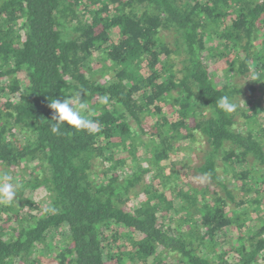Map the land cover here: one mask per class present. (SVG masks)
<instances>
[{"label":"trees","instance_id":"obj_1","mask_svg":"<svg viewBox=\"0 0 264 264\" xmlns=\"http://www.w3.org/2000/svg\"><path fill=\"white\" fill-rule=\"evenodd\" d=\"M217 1L0 0V173L19 185L0 204V264H264V125L239 101L251 72L264 87V0ZM77 92L101 130L53 133L50 101ZM198 138L199 187L163 166Z\"/></svg>","mask_w":264,"mask_h":264},{"label":"rangeland","instance_id":"obj_2","mask_svg":"<svg viewBox=\"0 0 264 264\" xmlns=\"http://www.w3.org/2000/svg\"><path fill=\"white\" fill-rule=\"evenodd\" d=\"M216 7L218 8L223 7L222 0H218L216 2ZM208 44L209 46H217L218 48L217 37L215 35H210L208 38ZM104 61L106 64L107 61L100 58L98 64H101V66H103ZM208 61L211 63L210 64L211 67H213L214 75L221 81H224L226 79L227 73H225L223 69L218 67V64H216V67H215L214 60H208ZM94 65H96V62H94ZM94 70H93V73L95 72ZM255 72L256 70L251 72L248 76H246L245 78L241 80V82H243L242 87L244 91L241 95V98L239 97V101L241 102L242 107H246L249 103H252L253 106H256V110H259L256 113V122L264 125V97H263L264 87H262V85L260 84H257L256 86L257 90L251 91L252 83L255 84L257 80V74ZM98 78H101V77H98ZM26 138L31 139V136L27 135ZM26 138H24L25 141H26ZM206 148H207L206 142L201 138H198L193 142H183L179 144L178 146H176V149L170 153L169 157L165 161H163V166L164 168H166L165 170L167 171V173L173 172V171L178 172L179 177H180V182L192 183L193 185L198 186V187L205 186L206 178L203 175H201L196 169L203 159L204 151L206 150ZM142 150L143 149H139L140 157L145 158L147 156V153ZM144 165L148 166L147 163H145ZM152 173L149 174V180L151 177H153ZM9 175L12 177L14 176L13 179L17 176V174L13 173V171H10ZM228 175H230V173H228ZM232 184L234 183H231V187L233 188ZM139 188L140 186L137 187L135 191L131 193L130 200L127 202V205L129 208H133L139 203V201L143 200L144 196L142 192L139 190ZM205 188L210 190V188L208 187H205ZM233 193L237 200H242L241 199L242 195L237 190V188H233ZM28 196L34 200L35 204H38L39 206L44 207L49 203L48 194L43 188L37 189L29 193ZM198 196H200V194ZM260 196L262 198L264 196V192ZM174 203H176V207H177V202H174ZM263 208H264V204L262 205V209ZM170 213H171L172 218H176L179 216H185L183 212L176 213V211L173 209L171 210ZM107 233L108 234L110 233L109 236L111 235V232L107 231ZM67 235H68V231L66 229L62 232L60 231L59 233L50 231L46 236V242L51 245L60 246ZM220 246H223V247L225 246L223 241H220L218 248H220ZM52 254L53 252L51 254L47 253V255L43 256L42 264H58V261L53 257Z\"/></svg>","mask_w":264,"mask_h":264},{"label":"clouds","instance_id":"obj_3","mask_svg":"<svg viewBox=\"0 0 264 264\" xmlns=\"http://www.w3.org/2000/svg\"><path fill=\"white\" fill-rule=\"evenodd\" d=\"M81 93L77 92L75 98H68L50 101V108L53 110L52 132L58 133L62 127L71 126L76 131H87L89 134L99 132L101 129L97 122L88 119L83 112L88 110V105L80 99ZM106 102V101H105ZM218 107L226 112H232L236 105L228 97H222L218 101ZM19 187L8 174H0V204L9 205L13 202Z\"/></svg>","mask_w":264,"mask_h":264}]
</instances>
